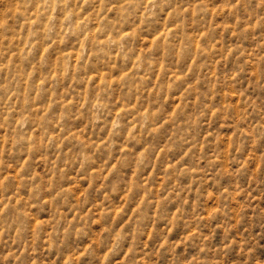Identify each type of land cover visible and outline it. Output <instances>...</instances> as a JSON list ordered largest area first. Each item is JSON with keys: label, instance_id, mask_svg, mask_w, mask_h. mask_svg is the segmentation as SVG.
<instances>
[{"label": "clouds", "instance_id": "9594fccd", "mask_svg": "<svg viewBox=\"0 0 264 264\" xmlns=\"http://www.w3.org/2000/svg\"><path fill=\"white\" fill-rule=\"evenodd\" d=\"M24 3L0 26V264H264V0ZM97 200L131 219L94 235Z\"/></svg>", "mask_w": 264, "mask_h": 264}, {"label": "rangeland", "instance_id": "374dc122", "mask_svg": "<svg viewBox=\"0 0 264 264\" xmlns=\"http://www.w3.org/2000/svg\"><path fill=\"white\" fill-rule=\"evenodd\" d=\"M109 13H111V9H109ZM28 15V13L25 12V3L24 0H4L3 3H0V26H15L17 23L20 25V29L22 30L26 25L30 26V22H27L23 19ZM79 15L82 17L83 21H89L90 26L94 25L93 27V35H95L98 32L100 23L103 20V13L100 9H96L95 13L93 11L89 10L85 12L83 8L80 9ZM95 15L94 20H90L91 17ZM21 35L23 33L21 32ZM102 42V41H101ZM145 46L150 47V43L147 38L143 41ZM83 47V43H81L80 48ZM80 48H68L66 51H63L61 53H58L56 57V61L59 62L61 57L63 56H71L74 57L77 61L79 60L81 51ZM44 51H47L45 49ZM43 55V52H42ZM55 76V73H53ZM105 73H101V77H103ZM29 76H31V73H29ZM232 100L239 105L240 99L236 97L235 93H233ZM180 101H176V106H179ZM235 130H233L234 132ZM86 138V137H84ZM233 138V134H229L228 136H222L221 139H224L225 141H231ZM225 149L230 150L229 144H225ZM246 161H250L251 163L248 165L251 167L252 175L248 177L249 183H253L254 180L257 179V174L264 171V159L261 158V155L259 153H256L253 155V153L250 151L248 156L245 158ZM93 174H98L96 170H93ZM161 183H163V177L160 178ZM71 183L66 184V189L70 190L76 197V200L79 201L83 198L84 193L86 190L90 189V183L85 177H77L73 175L70 177ZM258 182V181H257ZM100 188L97 187V191H99ZM156 191H159V186L155 189ZM209 196L215 199H218V196L211 190H209ZM249 196L252 197L251 201V208L246 209L249 213L256 211L259 209L262 214H264V191H261L257 194L255 189L249 193ZM90 199H94V195L90 196ZM245 199H248V197H245ZM19 202V201H17ZM242 202L240 201V194H237L235 198L233 199V204L239 206ZM122 208L126 209V206H114L112 208L106 209L104 206H102L101 202L99 200L96 201L95 206H89L87 207L86 211L81 215V219H84L86 216H93L92 219V225L94 229V235L96 234V225H100L99 233L104 234L106 232V229L111 226L113 228L116 227L117 224H120V227L122 228L124 225L121 224V219H124V223H127L128 220L131 219V214H129L126 218L122 217ZM107 211L109 213L108 221L109 223L106 224L104 220V213ZM135 209H133V212ZM251 218V217H250ZM50 219V218H45ZM73 217L69 216V223H72ZM41 223L40 219L36 220V224ZM94 241L90 240L89 243H93ZM99 254V253H98ZM105 253L104 255H106ZM69 257L66 255L65 260L67 261ZM124 258L122 257V261ZM88 264H93V261L91 258L88 260Z\"/></svg>", "mask_w": 264, "mask_h": 264}]
</instances>
